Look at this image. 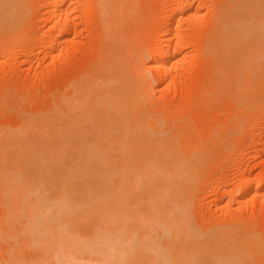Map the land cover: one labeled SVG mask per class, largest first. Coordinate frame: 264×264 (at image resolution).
<instances>
[{
	"label": "bare ground",
	"instance_id": "obj_1",
	"mask_svg": "<svg viewBox=\"0 0 264 264\" xmlns=\"http://www.w3.org/2000/svg\"><path fill=\"white\" fill-rule=\"evenodd\" d=\"M23 1L0 0V29L22 20ZM121 1L94 0L109 48L93 77L72 86V97L57 109L0 132V241L9 245L0 263L257 264L254 231L236 223L205 231L196 226L190 196L194 156L186 155L192 164L178 155L181 131L164 127L148 111L147 52H132L127 35L115 34ZM179 2L181 7L189 0ZM226 2L221 35L211 40L210 52L238 74L239 87L244 76L239 91L246 93L245 102L256 104L259 89L253 90L264 77V0ZM180 52H154L150 67L159 82ZM261 181L253 188L247 183V192L263 191Z\"/></svg>",
	"mask_w": 264,
	"mask_h": 264
},
{
	"label": "rangeland",
	"instance_id": "obj_2",
	"mask_svg": "<svg viewBox=\"0 0 264 264\" xmlns=\"http://www.w3.org/2000/svg\"><path fill=\"white\" fill-rule=\"evenodd\" d=\"M25 1L26 7L21 9L24 16L20 15L24 18L0 29V132L22 126L29 116L57 109L65 98L72 97L74 85L95 74L109 48L104 21L94 0ZM81 1L86 8L78 4ZM122 1L115 34L129 37L126 36L132 52H147V110L160 117L164 127L182 132L178 142L183 150L178 155L184 156L185 161L191 156L196 158L197 153L202 155L199 157L203 165L198 162L199 157L198 161L191 158L199 163L197 167L188 160L194 167L190 173L195 172L191 174L194 177L190 196L196 226L205 231L237 224L254 231L260 255L255 263L264 264V188L248 193L245 187L251 183L253 188L264 180V77L258 82L259 86L263 82L261 87L257 84L253 90L259 89L255 94L258 102L249 104L243 100L246 93L241 91L244 76L239 77L243 79L239 87L238 74L234 75L210 52L212 39L221 35L219 15L226 0H189L181 7L180 0ZM178 11L182 12L180 19L175 18ZM174 47L185 58L182 55L170 62L166 80L160 83L150 67L154 52ZM2 207L0 203V224ZM6 242L0 241V262L9 256Z\"/></svg>",
	"mask_w": 264,
	"mask_h": 264
}]
</instances>
